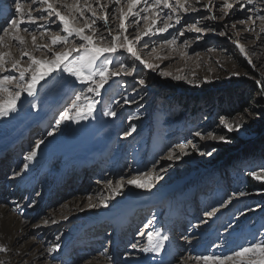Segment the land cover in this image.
Here are the masks:
<instances>
[{"label":"rangeland","instance_id":"374dc122","mask_svg":"<svg viewBox=\"0 0 264 264\" xmlns=\"http://www.w3.org/2000/svg\"><path fill=\"white\" fill-rule=\"evenodd\" d=\"M67 2L72 4L73 0ZM89 2L96 7V0ZM100 2L105 4L108 0ZM207 2L208 0H201L202 4ZM221 2L222 0H214L215 4ZM0 6L7 8L3 15L6 26V19L10 18V12L14 11L13 0H0ZM23 7L27 9L28 5ZM112 7L113 5H110V8ZM114 7L115 11L110 12V26L118 29L120 9L122 7L127 11V4L122 0L121 5ZM141 7L142 5L137 6V10ZM253 7L264 9V3L255 0ZM97 12L100 13L98 7ZM201 14L210 13L202 11ZM216 14L220 15L218 11ZM246 14L236 11L231 17H226L228 23L226 29L225 21L203 22L216 27L217 32L227 31L228 35L224 37L214 32H206L197 40L196 37L200 34L186 31L185 36L178 38L177 45H182L187 40L188 55L180 54L185 50L183 47L169 52L164 46V54L171 56L172 59L163 62L156 59L161 52L159 36L145 38L150 46L156 42V52L152 53L150 49L142 48L144 58L149 62L161 64L163 71L171 73L172 76H183L182 80L162 78L140 66L136 79L140 77L146 79L148 82L146 89L134 93L132 88L135 79L132 76L114 78L102 90L100 96L94 97L97 103L91 116L78 123L62 121L57 127L56 120L60 118V112L72 102L74 94L83 86L74 84L71 77L64 76L59 79L53 77L47 83L41 82V85H38L34 97L23 94L17 102L15 114L0 117V120H9L6 124L12 125L10 127L11 130L14 129L12 132H16L19 126H26L28 119H33L31 124L24 127V133L18 138V142H5L4 149L0 151H9L11 155L9 159L12 162L9 170H15L13 173L15 179H11L13 182L10 185L13 192L10 195L8 192L6 197L12 196L9 199L19 200L23 204V206L16 204L10 209L28 218L31 225L39 226L32 227L27 234L25 231L20 237V239L26 235L27 238L36 237L33 242L42 244L43 254L38 257L42 262L39 264H62L61 261L58 263V256L66 259L68 264L70 261H73L72 264H89L90 261L99 263L100 257L105 264H179V260L185 257L194 258L209 253L228 254L264 233V183L252 179L249 175L253 170L259 172L264 168V156L256 151L242 152L249 145H257L262 138L257 131L258 127L264 126V119L257 113L259 106L252 100L250 111L245 112L246 108L226 109L228 111L224 114L221 110L225 108L211 103L209 97L204 98L205 93L221 94L229 88L244 91L246 89L242 84L243 80H252L255 83L256 90L250 93L253 95L252 98L260 95L256 81L264 80V35L259 34L262 22L256 21L255 30L250 32H245L244 29L251 26V22L237 25L238 31L231 27L236 19H243ZM194 18L199 19L197 13L188 14V23H192ZM130 20L131 18L126 21V26L129 27L131 34L135 35L136 25L130 23ZM170 23H174V20ZM203 24L199 26L202 27ZM98 26L104 31L102 21H98ZM145 26L147 22L141 21V30ZM176 27L179 28L180 25ZM52 28L55 29V25ZM170 33H175V29H170L169 33L164 35L171 38ZM238 37H243L240 43L245 46L249 57L256 64L255 70L235 48L233 41ZM28 40L30 45V36ZM56 50L62 49L58 46ZM11 51L14 55H19L17 46L12 47ZM36 55L40 56L41 53L37 52ZM116 59L132 63L127 60L126 55H118ZM161 88L169 89L166 91L163 89L164 93H161ZM204 89L206 91H203ZM179 91L187 94L191 92L193 95L188 94L190 97L193 99L200 97L202 102L186 103L184 106L185 102L179 98L173 99V95ZM128 97L134 102L125 104L124 100ZM198 106L200 107L196 108ZM213 108L216 111L215 117L210 114ZM110 111L116 112L117 115L115 117L105 115ZM39 116L42 120L48 119L49 124L41 125V120L37 121ZM220 117H225L226 122L233 126L242 123L243 128L239 132L229 133L220 125ZM131 126H134V131L130 130ZM126 130L130 131V135H124ZM49 132H52L51 136L48 135ZM195 132H201L205 137L208 132L217 136L225 135L230 142L201 139L193 135ZM8 133V126L4 127L0 139ZM39 141L43 143L37 147ZM189 141L196 145V149L192 148ZM19 144L22 145L21 152L11 153L10 148ZM261 144L262 142L258 145ZM177 145H186L183 151L187 154L173 161L161 159L167 155L169 148H173L179 154L180 149L176 147ZM33 148H36V155L26 161L24 157L29 155ZM206 152H211L212 155L201 154ZM156 161H160L156 164V171L159 172L161 166L165 171L159 172L163 179L152 191L127 186L119 196L109 202L108 207L99 206V197L108 195L106 188L104 189L105 181L115 182L121 176L127 179L137 173L147 172ZM39 164L43 165L42 168L35 170V174L38 175L37 181L31 187L23 185L19 188L21 175V179L26 181L34 174L28 166L38 168ZM79 166H90V169L75 170ZM63 170L69 171L67 183L62 186L60 194L56 195V202L46 201L45 192L55 187ZM84 181L85 184L81 185ZM251 181L257 182L259 186L251 187ZM236 191H244L246 195L235 198L229 206L221 208L212 218L205 215L212 208L219 207L223 200H227ZM92 195L97 197L93 202L97 207L88 209L87 205H80L65 215L68 217L67 220L63 219L65 217L63 216L56 224H53L51 219L47 224L41 221L43 213L51 211L57 205L67 203L70 198L79 197L82 202L80 204H84L92 199ZM41 209L43 211L40 212ZM71 213L76 215L70 216ZM123 217H129L128 220H131L126 228L121 226V221L118 223L116 221ZM153 217L155 221L151 228L145 229V223ZM229 223L233 226L226 232L225 228ZM150 230H157L168 237L160 254L140 250L146 246V233ZM141 232L145 235H140ZM57 236L61 237L59 243L62 249L54 253L55 259H52L45 250L52 246ZM88 237H92V241ZM133 243L137 244V249L130 247ZM0 259L7 261L8 254L0 253ZM190 260L198 264L194 259Z\"/></svg>","mask_w":264,"mask_h":264},{"label":"snow or ice","instance_id":"6c2138e0","mask_svg":"<svg viewBox=\"0 0 264 264\" xmlns=\"http://www.w3.org/2000/svg\"><path fill=\"white\" fill-rule=\"evenodd\" d=\"M123 2L127 4V11L121 7L118 16L119 28L113 29L110 26V12L115 11L114 5H121L122 0H108V3L105 4L96 0V7L89 0H83V6H81V0H73L72 4H69L67 0H13L14 11H11L10 18L6 19V26H0V32H2L0 34V49H7L0 50V117H7L9 114L15 113L18 107L17 102L23 94L34 97L38 85H41V82L47 83L53 77L57 79L64 76L71 77L74 84L83 86L80 91L74 94L72 102L60 112V118L56 120L57 127L62 121L78 123L80 120L91 116L97 103L94 97L100 96L102 90L114 78L122 79L126 76H132L135 79V85L132 88L134 93L146 89L148 87L146 79L143 77L136 79L139 76L138 68L140 66L157 73L162 78L171 77L177 81L184 79L181 75L172 76L171 73L163 71L161 64L149 62L144 58L142 48L150 49L152 53L156 52V42L150 46L145 38L159 36L161 52L156 56V59L161 62L172 59L171 56L164 54V46L169 52L177 51L178 48L183 47L185 50L180 54L187 56L189 42L185 40L182 45H177L179 37L185 36L186 31L200 34L196 37L197 40L206 32H214L221 37L227 36V31L220 30L217 32L216 27L208 26L203 22L207 20L225 21L224 28L226 29L228 23L225 18L231 17L232 13L236 11L247 14L243 19H236L231 24L233 29L238 31L237 25H245L251 22V26L245 28L244 31H254L256 21H260L262 24L259 34L264 35V9L253 7L255 0H222L220 4H215L214 0H208L204 4L201 3V0H123ZM261 3H264V0H261ZM24 5H28L27 9L23 7ZM110 5L113 7L110 8ZM139 5L142 7L137 10ZM97 7L103 15L97 12ZM202 11L210 14L202 15ZM217 11L220 15L216 14ZM85 13L90 15H85ZM190 13H197L199 19L194 18L192 23H188L187 17ZM129 18H131L130 23L136 25L135 35H132L129 27L126 26V21ZM173 20L174 23H170ZM39 21L44 23H38ZM98 21L103 22L104 31H101ZM141 21L147 22V26L143 30L140 27ZM201 24H203L202 27L199 26ZM53 25H55V29L52 28ZM177 25L180 27L177 28ZM170 29H175V33H170L171 38L164 35L169 33ZM29 36L31 37L30 45ZM242 38L238 37L233 41L235 48L255 70L256 64L249 57L245 46L240 43ZM41 41L44 42L41 43ZM14 46L18 47V56L11 51ZM58 46L62 50L57 51ZM208 51H212V49H208ZM37 52L41 55L37 56ZM118 55H126L127 60L132 63L129 64L126 61L116 59ZM232 75L239 74L232 73ZM189 82L191 83V81ZM256 83L259 86L260 95L264 96V80H257ZM132 102L134 101L131 97L124 100L125 104ZM248 111L250 110L245 109V112ZM105 115L115 117L117 113L110 111L106 112ZM220 125L229 133L239 132L243 128L242 123H237L234 126L227 123L225 117H220ZM130 130L134 131V126H131ZM48 135L51 136L52 132H49ZM124 135H130V131L126 130ZM193 135L199 136L201 139L230 142L227 136H217L212 132H208L206 137L201 132H195ZM40 143L43 141L37 142V147ZM188 143L192 145L193 149H196V145L192 141ZM176 147L180 149L179 154L173 148H169L167 155L161 159L173 161L180 159L181 155L187 154L183 151L186 145H177ZM201 154L212 155L211 152ZM35 155L36 148H33L24 159L26 161L31 160ZM159 163L160 161H156L147 172L137 173L130 178L126 179L121 176L115 182L112 180L105 181L108 195L99 197V206L108 207L109 202L119 196L127 186L152 191L156 184L163 179L159 172L165 171V168L161 166L159 172L156 171V164ZM249 175L252 179L264 183V168H261L259 172L253 170ZM245 195L244 191H236L227 200H223L219 207L212 208L205 215L212 218L221 208L229 206L235 198ZM95 207H97L95 203L87 204L88 209ZM83 210L81 209V211ZM63 219L67 220L68 217L65 216ZM154 221L155 217L145 223L144 228H151ZM51 222L53 224L58 223L56 220ZM44 223L47 224L48 221L45 220ZM232 226L229 223L225 231L227 232ZM139 234L145 235L143 232ZM146 235V246L140 250L160 254L164 248V241L168 237L157 230L147 231ZM60 239L61 237L57 236L52 246L45 250L52 259H55L53 254L62 249L59 243ZM130 247L137 249V244L133 243ZM9 252H11V248L0 243V253ZM17 255L23 257L26 252L21 250L17 252ZM189 259H194L198 264L200 262L202 264H264V233H261L259 238L254 237L245 245L231 250L228 254H201L194 258L189 257ZM0 264H8V262L0 259Z\"/></svg>","mask_w":264,"mask_h":264},{"label":"bare ground","instance_id":"6f19581e","mask_svg":"<svg viewBox=\"0 0 264 264\" xmlns=\"http://www.w3.org/2000/svg\"><path fill=\"white\" fill-rule=\"evenodd\" d=\"M6 11H7V8L0 6V26H5L4 21H3L4 20L3 15L6 13ZM38 118H37V121L41 120V125L42 124H45V125L49 124L48 119L44 118L42 120V119H40V116ZM28 120H29L28 124L26 126L17 127L16 132H12L14 129L11 130V128H10L12 126L11 124H9V125L6 124L9 120H6V121L0 120V133H1V131L4 130V127L8 126V128H9V133L5 136L7 138L3 137L2 139H0V149H4L5 142H8V143L10 141L11 142H18L17 141L18 138L21 137V135L24 133L23 132L24 127H27L33 121V119H28ZM28 120H26V121H28ZM9 139H11V140H9ZM21 150H22L21 144L13 146L12 148H10V152L14 153V154H19L21 152ZM9 157H11V155L9 154V151H6V150L0 151V174H2V176L4 178V180L2 182V186L5 188L9 184V186L7 188V193L9 192V195H10L13 192L10 189V185L13 182V181L11 182V179H15V177H13V173L15 170L12 172H10V170H8V166L11 163ZM2 162H4L3 165L1 164ZM89 162L92 163V161H89ZM42 165L43 164H39L38 168L28 166V167H31L34 174L32 176H29V179H27L26 181H23L21 179L22 178V175H21L20 182H18V183H20L19 188L23 187V185H25L26 187H31L32 184L35 183L38 179V175L35 174V170L42 168L41 167ZM82 168L90 169V166H88V167L79 166L75 170L79 171ZM7 173H8V175H7ZM68 173H69V171L63 170V172L60 173V180L57 184H55V187L53 186L54 188H52V190H48L45 192L46 196L48 197V201L51 200L52 203L56 202V200H55L56 195L60 194V191L63 189L62 186L67 183ZM74 180H76V179H74ZM83 184H85V181L81 185H83ZM105 188L106 187L104 186V189ZM73 196L74 195H72V197ZM9 198H12V196H9V197L4 196L3 199H5V200L0 199L2 201V202L0 201V243L8 245L11 248V252L7 253L8 254L7 262H8V264H39L41 260H39L38 257H40L43 254L42 250H41L42 244L41 243L36 244L35 242H33L36 239V237L27 238V235H26V236L22 237V239H20L22 234L23 235L25 234L24 233L25 231L27 234L32 227L37 226V225H35V224L31 225V221L28 218H24V217H22L21 214H19V213L16 214L15 212H13L10 208L15 207L16 204H22V203H20L19 200L14 201V200H11ZM96 200H97V197L93 196L90 201L87 200L86 202L84 201L85 202L84 204H80L82 202H81V199L79 197L78 198H70L67 203H62L60 205H57V207L51 209V211H49L47 213H43L41 215L43 217V218L41 217L42 218L41 221H45V220H47L48 222L51 220H57L58 221L59 218H62L63 216L69 214L71 212V209L79 208L80 205L84 206V205H87L88 203H93ZM47 204H50V203H47ZM22 206H23V204H22ZM41 211H43V210L41 209L40 212ZM74 215H76V214H73V213L70 214V216H74ZM128 219H129V217H123V218H121V220H116V221H117V223L121 221V226L126 228L129 224V222L131 221ZM44 228H45V226H44ZM40 229L41 228H39V230ZM88 238L91 239V241H92V237H88ZM91 241H89V242L86 241V242L90 243ZM82 242H83V240H82ZM21 250L26 252V255H24L23 257L17 255V252L21 251ZM57 260H58V263H59V261H61L62 264H68L67 260L64 258H61V256L60 257L58 256ZM98 260L100 261L99 263L90 261L89 264H105L103 258L100 257V259L98 258ZM72 263H73V261L69 262V264H72ZM41 264H44V263H41ZM179 264H194V263H192L188 257H185L183 260H179Z\"/></svg>","mask_w":264,"mask_h":264},{"label":"trees","instance_id":"16d2710c","mask_svg":"<svg viewBox=\"0 0 264 264\" xmlns=\"http://www.w3.org/2000/svg\"><path fill=\"white\" fill-rule=\"evenodd\" d=\"M242 84L244 85L245 89L248 90L249 92H247L246 90L242 91L240 89H234V88L230 89L229 88L227 91L221 92V94H217V93H213V92L209 93V94L205 93L204 98L206 99V97H209V98H211L210 99L211 103L219 104L221 108L222 107L225 108V109L221 110V112H223L224 114L228 111L226 109H237V110H239V109L242 110L244 108L250 109V104H251L252 100H254L256 105L259 106V108L257 109V113L259 114V116L261 118L264 119V96L258 95L257 97H255V99L252 98L253 95L251 96L250 93L252 90H253L252 93H254V90H256V85L252 80H243ZM163 89H165V91H166V89L168 90L169 88H161V93H164ZM203 91H206V89H204ZM188 94H190V96L193 95V93H191V92H188ZM188 94L185 92L179 91L178 93L176 92L173 95V99L175 97L177 100H179V99L182 100L183 102H185L184 106L186 103H192V102L201 103L202 102L200 97H195L193 99ZM201 106H203V105H201ZM199 107L200 106H198L196 108H199ZM193 113L194 112H192L191 114L193 115ZM210 114L215 117V115H216L215 108L212 109ZM257 131L261 134V137H262V138L260 137L261 139L259 140L258 144L260 142H262L263 145L262 144L261 145H258V144L257 145H249L248 147H245L244 150L242 147L243 153H246L247 151H256L261 156H264V127H262L261 129H259ZM253 144H254V142H253ZM238 154H240V152ZM251 183H252L251 187L259 186L257 182L251 181Z\"/></svg>","mask_w":264,"mask_h":264},{"label":"water","instance_id":"95a60500","mask_svg":"<svg viewBox=\"0 0 264 264\" xmlns=\"http://www.w3.org/2000/svg\"><path fill=\"white\" fill-rule=\"evenodd\" d=\"M262 127H264V126H260V127H258L257 129L259 130V129H261Z\"/></svg>","mask_w":264,"mask_h":264}]
</instances>
